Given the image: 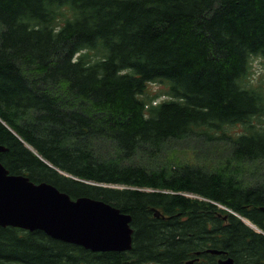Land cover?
<instances>
[{
  "label": "trees",
  "instance_id": "trees-1",
  "mask_svg": "<svg viewBox=\"0 0 264 264\" xmlns=\"http://www.w3.org/2000/svg\"><path fill=\"white\" fill-rule=\"evenodd\" d=\"M254 57L264 0H0V163L110 203L134 230L130 252L92 253L0 227V264H217L207 249L264 264V235L216 205L264 232V96L244 87ZM153 82L175 100L149 105ZM195 135L224 161L170 155Z\"/></svg>",
  "mask_w": 264,
  "mask_h": 264
},
{
  "label": "water",
  "instance_id": "water-1",
  "mask_svg": "<svg viewBox=\"0 0 264 264\" xmlns=\"http://www.w3.org/2000/svg\"><path fill=\"white\" fill-rule=\"evenodd\" d=\"M4 151L0 146V153ZM130 222L129 215L109 204L86 197L72 201L50 184L37 185L26 177L9 175L0 164L1 227L41 230L53 239L92 252H122L131 249ZM219 263L233 264V261Z\"/></svg>",
  "mask_w": 264,
  "mask_h": 264
},
{
  "label": "rangeland",
  "instance_id": "rangeland-1",
  "mask_svg": "<svg viewBox=\"0 0 264 264\" xmlns=\"http://www.w3.org/2000/svg\"><path fill=\"white\" fill-rule=\"evenodd\" d=\"M246 85L248 87H259L263 93H264V58L263 57H256L252 60L250 65V75L246 80ZM167 92V86L165 84L161 83H151L148 86L146 98H151L155 95H158L159 97L156 99V102H160L162 100L169 99L165 95ZM55 96H58L62 99H65L66 97L63 96L61 93L54 94ZM237 129V128H236ZM239 130V129H237ZM188 146H192L190 143H187ZM187 144H177L176 145V155L179 157L181 154H187ZM208 157L209 164L212 166H216L218 164V158H220L217 155H214L213 153H205ZM208 165V164H207ZM193 198V197H191ZM246 221V220H244ZM247 224V221L245 222ZM264 235V232L262 233Z\"/></svg>",
  "mask_w": 264,
  "mask_h": 264
},
{
  "label": "bare ground",
  "instance_id": "bare-ground-1",
  "mask_svg": "<svg viewBox=\"0 0 264 264\" xmlns=\"http://www.w3.org/2000/svg\"><path fill=\"white\" fill-rule=\"evenodd\" d=\"M246 221H247V220H246ZM246 221H245V222H246ZM247 224H248V225H250V223H249L248 221H247ZM250 226H251V225H250ZM251 227H253V226H251ZM254 232H256V233H259V234H261V233H262V231H261L260 229H257V230H256V231H254ZM262 235H263V234H262Z\"/></svg>",
  "mask_w": 264,
  "mask_h": 264
},
{
  "label": "clouds",
  "instance_id": "clouds-1",
  "mask_svg": "<svg viewBox=\"0 0 264 264\" xmlns=\"http://www.w3.org/2000/svg\"><path fill=\"white\" fill-rule=\"evenodd\" d=\"M58 30V29H57Z\"/></svg>",
  "mask_w": 264,
  "mask_h": 264
}]
</instances>
